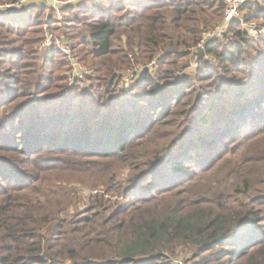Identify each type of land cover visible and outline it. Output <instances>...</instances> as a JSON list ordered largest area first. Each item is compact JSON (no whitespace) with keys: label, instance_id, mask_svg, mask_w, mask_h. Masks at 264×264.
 I'll use <instances>...</instances> for the list:
<instances>
[{"label":"trees","instance_id":"obj_1","mask_svg":"<svg viewBox=\"0 0 264 264\" xmlns=\"http://www.w3.org/2000/svg\"><path fill=\"white\" fill-rule=\"evenodd\" d=\"M19 3V7L0 10V38L23 30L18 32L21 37L30 30L34 37L24 38L22 45L31 48L33 58H27L25 51L17 47L0 49V78L8 83L7 98L0 97L1 108L12 109V102L20 96L33 92L43 94L52 86L60 88L53 84L55 80L68 81L69 54L56 41L48 47L43 46L46 29L63 40L62 45L68 49L71 46L74 52L70 53L76 57L78 54V60L93 71L84 79L92 82L90 90L84 92L78 86L66 98L45 95L40 106L26 113L24 118L31 124L26 127L28 121L21 123L27 138L16 142L18 145L13 148L21 149L31 161L46 151L59 152L64 155L58 157L56 166L70 169L76 166L68 154L71 151L119 158L122 150L134 145L146 125L162 124L161 114L173 102L180 103L186 95V91L181 92V86L187 84V81L177 84L175 80L159 83L165 78L160 75L163 72L170 74L172 79V69L162 70V65H168L171 56L187 55L189 51L184 53L182 49L196 44L202 30L220 23L225 11L222 0H77L61 8L60 19L55 9L45 4L39 7L31 1ZM241 12L246 20L264 17V0L245 3ZM47 13L50 14L48 21ZM243 30L240 20H234L229 33L236 41H208L205 46L206 52L216 54L223 66L203 64L202 68L206 67L203 80L210 79L209 84L216 85L220 76L217 69L221 67L232 66L244 75L236 81L237 84L242 81L236 96L216 102L215 96L222 92L218 84L217 88L221 89L218 93L198 94L199 99L209 102V105L202 103L210 112L222 110L221 124L216 130L201 133L196 140L167 152L130 179L128 187H123L130 194L129 206L114 215H106L104 198L95 195L91 197L94 203L85 216L72 221L58 218L65 203H52L53 199H48L47 195L44 199L43 194L33 188L34 177L30 172L18 169L10 160L1 163L0 264H65L67 261L91 264L93 258L108 259V264H174L170 256L175 254L176 246L185 243L193 246V255L198 258L193 264H264V195L251 202L240 200L237 194L220 197L218 204L203 197L181 208L171 204L175 188L199 177L198 172L207 169L209 163L221 158L225 151H235L233 147L228 149V141L238 136L253 139L264 125V74L256 75L257 64L253 62L246 68H239L247 62L243 56L248 49L259 51L258 47L264 46V35L253 39ZM19 37L11 39L12 43L18 42ZM117 42L120 47L115 46ZM35 45L39 46L32 49ZM40 53L42 61L38 65ZM18 54L30 61L19 64ZM154 57L159 58L158 70L153 72L146 67L140 71L136 83L125 95L130 103L128 110L136 111L141 103L144 106L147 103L146 116L155 112L150 119L153 122L149 123L147 117L140 120L128 110L117 115L119 109L116 107L122 100V92L118 90L122 72L137 61L148 62ZM259 59L264 71V52L259 54ZM176 62L173 59L171 64L175 66ZM28 68L31 70L27 72ZM252 68L257 72H251ZM58 71L62 73L57 74ZM232 99L236 101H229ZM157 112H160L158 116ZM75 122L89 124L85 129L74 128L71 133H65ZM113 124H120L121 128ZM94 126H99L96 132ZM54 127L61 132L55 131L51 133L55 137L47 139L45 136ZM105 132L108 135H102ZM257 152L250 156L248 166L234 175L231 169H226L219 175L213 191L203 193L215 195L214 190L224 189V178L229 176L236 179L230 184L231 188L243 184V194L256 192L247 180L246 176L251 173L246 169L264 175V151ZM235 164L239 166L238 162ZM195 195L199 196V192ZM165 200L168 202H161ZM119 216L123 219L113 224Z\"/></svg>","mask_w":264,"mask_h":264},{"label":"rangeland","instance_id":"obj_2","mask_svg":"<svg viewBox=\"0 0 264 264\" xmlns=\"http://www.w3.org/2000/svg\"><path fill=\"white\" fill-rule=\"evenodd\" d=\"M9 2L11 1L0 0V10L14 8L17 6L19 7V5L21 4L19 2L22 1L16 0V2ZM37 5L39 7L43 6V4L40 3H38ZM45 15L47 16V21L50 14L47 13ZM244 20V24L241 23V27H243L244 30H247V28L250 27L252 23H255L257 27L259 26V28L261 27V29H264V17H259L257 20ZM214 27L215 25L213 26V28ZM213 28L209 27L202 31L205 32L208 30H212ZM24 31H28V29ZM18 32L22 33L23 30H15L14 33L4 34L6 38H0L1 40H4L3 42H0V49H11L13 47H17L19 50L23 49L25 51L27 58L28 56H31V58H33V56L30 55L31 48L23 46L22 40H24V38H32L35 34L30 32L29 30L26 35L19 37ZM62 32H64L63 29ZM46 33H50L49 30L46 29ZM229 34L233 36L230 42L233 43L234 41H236L234 35L232 33ZM15 37H19V39H21L18 42L12 43L13 40L11 39H14ZM222 42L229 43L223 40ZM38 46L39 45H35L34 47H32V49L35 47L37 49ZM115 46L120 47V43L117 42ZM192 46L193 45L189 46V48ZM69 48V51H71V46ZM258 48L260 49L259 51L257 50V48H254L255 51L251 49H248L246 51V54L243 57L247 58V62L245 65L240 66L239 68H246L250 66L249 63L253 62L257 64L256 69L258 72L255 70V68H252L251 72L254 73V71H256V75L260 77L264 74V71L259 66L262 65V62H259L261 59H259V54L261 55L264 52V46ZM187 49L188 47L186 49H182V51H184L185 53V50L187 51ZM72 52L74 51L72 50ZM186 54L187 55L178 58H173L174 56H171L168 65H162V70L165 68L172 69V79L170 74H165L163 72L160 75L165 78L161 77L162 79H160L159 81V83H163L165 80H167V82L175 80L177 84L187 81V84L181 86V92L186 91V95L181 98L179 104L175 105L173 102L168 108H166V110H164L163 114H161V117L163 118L162 124L156 125L155 127L154 125H146V128H144L145 130L141 133V135H139L138 133L139 136L134 141V145L130 148L127 147L122 150V153L117 156L119 158L101 157L97 154H90L89 151H85V154L71 151L68 154H71L70 158L75 162V168L77 167V170H75V168L70 169L66 168V166H56L58 157H63L62 155H64L60 154L59 152L52 153L46 151L43 152V154L37 156L38 158L34 157L35 159L31 161V159L27 158V155L24 154L21 149H13L15 148V145H18L16 142L23 139L25 141V138H27V131H25V126L21 123V121H28L26 120L27 118H24L27 116L26 113H30L29 111L33 110V108L35 110V108L40 106L41 103L44 102L42 98L45 95H50L54 98H66L69 97V95H71V93L78 86L81 87L80 89L84 92L90 90L92 82L88 80L84 81V79L88 74H92L93 71L91 70L89 65L85 64L82 61H79L85 68L89 69L88 74L85 75L83 80L76 82L75 87L69 93H67V95H58V93H60L63 88L67 86L69 79L68 81L63 80L62 82L55 80L53 84L56 86H60V88L52 86V88H49L48 91L43 94L37 95L33 92L30 95L20 96V98H16V100L12 102V109L1 108L0 106V164H4L10 160L18 169L30 172L34 177V179L31 181L33 188H37L38 192L41 193V195L43 194L44 199L47 195L48 199H53L51 201L52 203H58V201H62L63 203H65V205L61 206L65 208L60 212L58 218L72 221V219L77 220L82 216H85L86 210L89 209L94 203H92L93 200H91V197L95 195H100V197L104 198V207H106L107 209L106 215H114V213L120 211L121 208L129 206L127 198L130 194L129 192H125L126 190H123V187H128V185L130 184V182L128 183V181L130 179H132L136 175H140V171L147 169L150 163L157 161L159 157L161 158L167 152L173 151L179 145H187L188 141L190 143L191 141L196 140L198 136H201V133H209L216 130V127L221 124V121H219V117L222 114V110L215 109L216 113L210 112L208 106L206 108L204 107L205 103L209 105V102H206L207 100H204L202 98L199 99V93H209V91L218 93V90H221L220 88H217L216 85L218 84L222 87V92L218 93L214 99L216 102H219L220 98H224L225 100L226 97L231 95L236 96L238 95V93L236 92H240L241 87H239L238 85H241L242 81L239 84H237L236 81L239 78H243L244 75L240 72H237V69L233 68L232 66L228 68L221 67L220 69H217L220 76L216 85L209 84L211 83L210 79L203 80L206 77V67L204 66V68H202L203 64L212 67H217L219 65L223 66V63L220 62L216 54H210L206 52V50L199 52L197 55L192 54L191 52H187ZM41 56L42 53H40V56L37 60L38 65L41 64ZM78 57L79 56L77 54V60ZM153 59H156L155 65H151ZM153 59L148 62L140 60L137 61L136 64H138L137 66L143 67L150 65V71L155 72L156 70H158L159 58L154 57ZM173 59L177 60L175 66L171 64ZM26 61L30 60H23L21 58V55L18 54L19 64L22 65L26 63ZM30 70L31 68H28L26 71L28 72ZM139 71H141V69ZM56 73L60 74L62 72L58 71ZM122 74H125V71L122 72ZM2 80L3 79L0 78V97L5 96L3 98L6 99L8 94H6L5 90L8 88V83ZM251 86L249 88H251ZM41 88L42 87H40V89ZM245 89L248 90V87L245 86ZM118 90H121L119 86ZM21 92L22 91L20 90L19 95H21ZM193 92H196V94H194ZM127 99L128 98H126V96L122 93L121 104L119 103V105L116 107L117 109H119H116L117 115L120 111L126 112L128 110L127 107L130 109V103H128ZM229 101L235 102L236 100L232 99ZM229 101H227L226 103H228ZM141 102H144V100ZM143 104L144 103H141L139 105L141 107H137L136 111L133 109L128 110L129 113H133L138 117V119L143 120V117H147V112L145 111V106L147 103H145V106ZM0 105H2V102H0ZM148 113H151V111H149ZM154 113L155 112H152V114L147 117L149 123L153 122L152 120L150 121V119ZM158 113L160 112H157L156 116H158ZM27 123L28 124L26 127H29V124H31V122L29 123L28 121ZM86 124L89 123L77 122L76 124L75 122L71 126H68V128H66L65 133H71L74 128L78 130L85 129V127L87 126ZM115 126L116 125L113 124V127ZM116 127L117 129H119V127L121 128V125L118 124ZM98 128L99 126H94L93 130L96 132ZM55 131L57 132L58 129H55L54 127V129L48 131L50 133H47V136L45 137H47V139L55 137L53 134H51L56 133ZM260 131L261 132H258L255 135V138L250 140L247 138H238V136L236 139L228 141V149L233 147V150L235 151L231 153L230 151H225L224 153H222L221 158L214 160L213 162L211 161L212 163H209L210 166L207 169L202 170V172L200 173L198 172L199 177L185 182L183 187L178 186L177 188H175L173 198H171L172 200L170 199L171 204H173L172 207H184L191 201L192 203L196 202L197 200L199 201L201 197L209 201L215 200V203L217 204L220 203L218 199L226 195L235 196L238 194L239 199L244 200L245 202H251L252 200L255 201L261 198L264 195V175H257L258 171L253 172L254 169L250 168L246 169L247 173H251L249 174V176H246L245 171L243 173L247 177V180L249 179V181L252 183L251 185L256 188V192L250 191L249 193L247 192V194H243V191H245L243 184L241 186L231 188L230 184L236 181V179L229 176L228 178H224L226 180L224 189L214 190L216 191L215 195H212L210 193H203L213 191V186L218 180L219 175L226 169H231V171L234 172V175L237 170H241L243 166L246 167L249 165V162L251 160L249 158H251V155H253L257 151L260 152V150L264 151V125L260 129ZM104 134L108 135V132H105L102 135ZM200 151L203 152L204 150L200 149ZM191 154L194 155L195 152H192ZM235 162H238V167L236 166ZM4 169H6V167H4ZM3 184L5 185L6 182L3 181ZM120 187L122 188L119 190ZM196 192H199V196H194V193ZM161 202L166 203L168 202V200ZM256 204L259 205L258 202H256ZM160 207H162V205ZM122 216H119L120 218L118 217V219L114 220V222L112 221V223L114 224L120 219H123ZM193 249V246L189 245V243L179 244L178 246H176L175 254L171 255L170 258L174 264H176V261H183L184 264H193L198 260V258H195L193 255ZM108 263V259L102 260L93 258L91 260V264ZM65 264L73 263L67 261L65 262Z\"/></svg>","mask_w":264,"mask_h":264},{"label":"built area","instance_id":"obj_3","mask_svg":"<svg viewBox=\"0 0 264 264\" xmlns=\"http://www.w3.org/2000/svg\"><path fill=\"white\" fill-rule=\"evenodd\" d=\"M22 2H35L40 4H45L47 7L55 9L58 13V17L61 19V8L65 7L77 0H21ZM225 4V11L223 15V20L215 25L212 30H208L202 33L201 38L197 41L195 45L188 48L187 51L191 52L192 54H198L201 51H205V46L208 41H218L223 40L230 42L232 40L231 34H229V28L234 20H240V23L244 24L245 16L241 12V7L250 1H259L262 2L263 0H222ZM49 20V19H48ZM47 20V21H48ZM247 31L253 37V39H257L264 34V29H259L255 23H252L250 27L247 28ZM56 41L57 45L65 52L69 54V61L71 65V70L68 72V79L69 82L63 90L58 93V95H67L76 85V82L81 81L84 79L85 75L88 74L89 69L85 68L77 57L70 53L67 46L61 44V40L52 35L51 33H46V37L43 42L44 47L50 46V44ZM152 64H156V59H153ZM138 64H134L133 67L129 68L125 74L123 75L122 80L120 81L119 87L121 88V92L126 95L130 92L134 84L138 79V72L141 69L144 70L146 67L137 66ZM176 264H184L183 261H176Z\"/></svg>","mask_w":264,"mask_h":264},{"label":"crops","instance_id":"obj_4","mask_svg":"<svg viewBox=\"0 0 264 264\" xmlns=\"http://www.w3.org/2000/svg\"><path fill=\"white\" fill-rule=\"evenodd\" d=\"M61 40V39H60ZM63 41V40H62ZM62 41H61V44H62Z\"/></svg>","mask_w":264,"mask_h":264}]
</instances>
